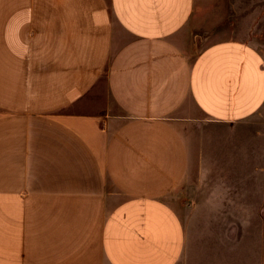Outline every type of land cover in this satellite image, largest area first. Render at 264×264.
I'll return each instance as SVG.
<instances>
[{"label":"crops","instance_id":"1","mask_svg":"<svg viewBox=\"0 0 264 264\" xmlns=\"http://www.w3.org/2000/svg\"><path fill=\"white\" fill-rule=\"evenodd\" d=\"M205 2L0 0V264H190L189 188L249 262L264 43L209 40Z\"/></svg>","mask_w":264,"mask_h":264},{"label":"rangeland","instance_id":"2","mask_svg":"<svg viewBox=\"0 0 264 264\" xmlns=\"http://www.w3.org/2000/svg\"><path fill=\"white\" fill-rule=\"evenodd\" d=\"M201 16V30L211 36L209 40L213 41L212 37L216 40L238 38L255 44L264 43V0H206L205 6L201 7ZM212 188H216L215 185ZM208 196L209 190L200 195L189 188L185 189V195L181 190L174 199L182 207V219L188 230L186 258L190 264H242V259L246 264L242 254L246 248L243 225L241 234V217L244 222V215L221 213L215 208L210 210L212 206L222 204L224 199H209ZM193 205L197 211L200 205V212L194 213ZM263 224L264 214L256 211L248 214L250 258L247 264H258Z\"/></svg>","mask_w":264,"mask_h":264}]
</instances>
